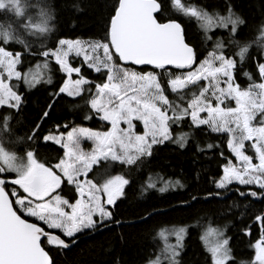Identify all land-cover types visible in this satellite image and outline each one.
<instances>
[{
    "label": "snow or ice",
    "instance_id": "obj_1",
    "mask_svg": "<svg viewBox=\"0 0 264 264\" xmlns=\"http://www.w3.org/2000/svg\"><path fill=\"white\" fill-rule=\"evenodd\" d=\"M171 4L183 15L200 22L205 40L211 39L209 33L214 29L228 30L229 43L238 47L235 56L243 61L250 42L234 39L245 22L230 4L225 5L226 14L185 5L181 0H171ZM160 10L158 0H115L100 40L60 38L53 47L39 53L45 58V67L49 59L54 60L67 77L58 92L50 94V99L62 93L78 96L85 91L83 85L94 83L81 75V67L73 65L70 59L73 55L104 77L102 82L94 83V92L91 87L87 91L92 92L89 101L92 111L109 127L107 131L84 127L68 130V125H64L61 131V126L56 125L55 133L44 134L40 132L42 124L37 123L27 140L59 145L64 156L55 164L40 162L34 151L29 150L27 162L14 165L11 163L14 157L0 147V264H56L42 245L67 249L75 243L77 233L106 226L112 219L109 206L125 195L129 180L116 175L95 183L87 178L93 166L101 160L132 165L138 158L150 156L153 145L169 140L171 126L185 120L197 129L203 126L227 137L226 147L235 162L221 151L226 162L221 165L222 175L213 180L217 190L228 191L230 185L236 184L247 188V191L236 188L239 195L264 198V62L256 65L261 82L241 89L233 76L236 62L224 54L219 38L205 59L197 63L198 52L186 42L181 23L175 19L158 22L154 14ZM0 12L23 16L20 0H0ZM13 39L9 30L0 31V44L6 45ZM257 40H264V24L257 31ZM22 64L21 52L0 46V107L9 112L20 111L24 104L17 85L22 81L31 89L38 82L29 78V72L18 70L17 66ZM128 65L151 66V70H137ZM73 73L78 77L75 80L71 79ZM162 74L168 77L166 84L161 82ZM169 92L182 103L170 100ZM226 101H234L235 107ZM51 108L52 104L46 106L40 121L49 115ZM8 121L9 116L5 115V128ZM134 121L143 126L142 134L134 130ZM81 137L93 142L91 152L80 150ZM186 137L187 133L178 137L180 147H184ZM63 183L74 188V201L60 194ZM29 218L42 223L30 222ZM255 221L260 225L261 235L253 245L254 264H264V213L257 215ZM52 230H59L67 239ZM184 232V228L176 231V244L167 247L169 255L164 258L170 259V264H177L172 258L182 247ZM228 243L223 238L211 249L212 264H228ZM149 264H161L160 255Z\"/></svg>",
    "mask_w": 264,
    "mask_h": 264
},
{
    "label": "trees",
    "instance_id": "obj_2",
    "mask_svg": "<svg viewBox=\"0 0 264 264\" xmlns=\"http://www.w3.org/2000/svg\"><path fill=\"white\" fill-rule=\"evenodd\" d=\"M181 2L203 8L208 12L215 10L220 14H226L225 5L230 4L232 11L245 22L239 27L234 39L240 43L250 42L243 61L235 56L238 47L237 44L229 43L228 30L214 29L209 33L211 39L205 40L200 22L179 12L172 6L171 0H158L161 12L157 19L161 23L169 19L181 23L186 42L198 52L197 63L205 59L219 38L224 46L222 49L224 54L231 56L236 62L233 76L240 88L244 89L260 81L256 65L264 62V40H257V31L261 24H264V0H181ZM114 3L115 0H35L32 2L35 11L43 15L45 13L48 17L50 32L45 37L28 34L21 27L20 21H23L21 17L0 12V31L9 30L14 37L9 44L0 46L9 51L21 52L23 64L17 66L18 70L29 72V78L38 81L31 89H27L22 81L17 85L18 91L24 97L20 111L9 112L6 108L0 107V147L6 152L26 158V152L33 150L40 162H45L46 165L55 164L64 156V150L60 146L51 141L27 140L31 129L37 123L42 124L40 132L44 134L50 131L55 133L56 125L61 126V131L64 130V125H68V130L72 127L108 129L109 126L92 111L89 103L92 92L87 91L91 87L94 92V83L102 82L104 77L89 69L74 56L71 58L73 65L81 67V75L94 83L83 85L85 91L75 98L62 93L50 99V94L58 92L63 79L67 77L59 70L54 60L49 59L48 66L45 67V58L39 53L53 47L60 38L100 40L105 34V26ZM140 69L142 68L137 70ZM244 73L253 75L254 81L248 80ZM47 79H50L51 83H46ZM160 79L166 84L168 77L162 74ZM185 91L191 92L195 89ZM167 94L170 100L182 103L174 94L170 92ZM48 104H52L49 115L40 121L39 117ZM5 115L9 116L6 128L3 124ZM86 116L89 118L85 119ZM169 131L170 139L153 146L150 156L141 157L132 165L110 164L113 168L111 176L121 175L129 180V184L125 187V195L110 208L112 219L106 226L119 223L122 225L82 240L68 250H60L45 243L42 246L55 259L56 264H148L161 251L159 237L172 227L179 226L189 227L180 264H212V256L202 240L205 230L209 227L227 230L231 251V260L228 264H254L256 249L253 245L261 235L260 225L255 221V217L264 213V198L241 196L235 191L239 188L236 186L227 194L215 188L213 180L222 175L221 165L226 162L220 155L221 151L224 156L235 162L226 147V135L212 133L203 126L202 129H197L187 120L180 125L173 124ZM184 133H187V137L183 140L184 147H180L178 137ZM209 144L214 147L207 148ZM101 165L108 166L109 163L103 162ZM168 184L171 186H167ZM166 186L173 189L167 190ZM64 187L72 192L71 201H74V188L66 183H63L62 188ZM161 188L165 190L160 191ZM240 189L247 191V188ZM8 191H11V187ZM63 191L60 194H63ZM217 191L221 193L220 196L208 195ZM29 220L37 222L32 218ZM45 229L47 230L46 227ZM94 232L80 234L75 241ZM61 238L67 239L62 235Z\"/></svg>",
    "mask_w": 264,
    "mask_h": 264
},
{
    "label": "rangeland",
    "instance_id": "obj_3",
    "mask_svg": "<svg viewBox=\"0 0 264 264\" xmlns=\"http://www.w3.org/2000/svg\"><path fill=\"white\" fill-rule=\"evenodd\" d=\"M33 1H35V0H20V4H21V7H22V11H23V16L21 17L23 19V21L22 20L20 21L21 22V25H22L21 27L28 34H31L32 33L31 35H33L34 37H45L50 32V28L48 26V17L46 16V14L44 12H43L44 13V15H43L42 13H37L35 11V9L32 7V2ZM42 29H45V30L42 31ZM100 55L102 56L103 53L101 52ZM72 57H74V55L71 56L70 59ZM233 75H234V72H233ZM76 76L77 75L75 73H73L72 76H71V79H73V80L77 79L78 77H76ZM247 78H248V80L254 81L253 75H248ZM260 82L261 81H258V82L256 81L255 83H260ZM221 86L223 87V84H221ZM247 88H248V86L246 88H244V89H247ZM69 97L75 98L77 96H69ZM230 102H232L231 105H230ZM226 103H228L229 106L235 107V102L234 101H226ZM202 115H204V114H202ZM102 122L104 124H107V122H105V121H102ZM134 124H136V128L134 130L138 134H142L143 133V126L138 121H134ZM121 127H124V125L121 124ZM76 128H79V127H76ZM84 128H86V127H84ZM91 130H93V129H91ZM94 131H107V130H94ZM158 144H160V143H158ZM246 144H247V142H246ZM155 145H157V144H155ZM155 145H153V146H155ZM79 147H80V150L83 151V152H91V150L93 148V142L91 140L87 139L86 137H81L80 138ZM11 155L14 157V160L11 161V163L14 164V165H21V164H25L27 162L26 158H24V157H17V156H15L13 154H11ZM103 162L104 163L105 162H108L109 165L108 166H102L101 163H103ZM112 163H118V164H120L119 162H112V161H104V160H101L98 165H94L93 166V169L89 172L87 178L92 179L93 182H95V183L102 182L104 179L110 177L113 174V168L110 165ZM122 165H124V164H122ZM9 174L15 175V173H9ZM169 185L170 184H168L167 186H169ZM153 186L155 187V183L153 184ZM167 186L165 187V188H167V190H172L173 189V188L169 189V187H167ZM234 186L239 187V188H246L245 186H239V185H236V184H232V185L229 186V190L228 191L221 190V192L223 194H227L228 192H230L232 190V187H234ZM62 187H63V184H62ZM173 187L176 188L177 185H173ZM250 187H252L253 189L255 188L254 186H250ZM63 190H64L63 191V194H61V195L64 198H66L69 201H71L72 192L68 188H66V187H64ZM32 219L34 220V218H32ZM109 222H111V221H109ZM109 222H106V223H109ZM38 223H42V222H38ZM181 228H184L185 229V232L182 235V241H181L182 247L180 249H178V255L175 256L174 258H172V259H174L177 262V264H180V258H181V255L184 252V248H185V243H186L187 236H188V228L189 227H181V226H179V227H172L170 230H168L167 232L165 231L159 237L160 243H161V251L158 253V255H160V257H161V264H170V259H165L164 258V257H166V256L169 255V253L167 251V247H170V246L176 244V235H175V232L178 231ZM52 231L54 232V234L60 233L59 230H52ZM88 231H93V230H91V229H85L81 233H77L76 234V237L78 235L83 234V233L88 232ZM56 235H58V234H56ZM223 238H227L228 241H229V237L227 236V230L225 228L209 227V228H207L205 230V233L203 235L202 240L204 242V245H206L205 246L206 249L211 254V249L213 247H215L221 241V239H223ZM228 248L230 249L229 243H228ZM156 258L154 260H156ZM154 260H152V261H154ZM230 260H231V251H230ZM230 260H229V262H230Z\"/></svg>",
    "mask_w": 264,
    "mask_h": 264
},
{
    "label": "water",
    "instance_id": "obj_4",
    "mask_svg": "<svg viewBox=\"0 0 264 264\" xmlns=\"http://www.w3.org/2000/svg\"><path fill=\"white\" fill-rule=\"evenodd\" d=\"M160 12H161V10H160L158 13H155V14H154V15L156 16V18H157V15L160 14ZM158 22H159V21H158ZM128 66H131V67H134V68H137V69H138V68H142V69H151V66H132V65H128ZM256 199H257V198H256ZM121 225H122V223H119V224H112V225H108V226H106V227H103V228L99 229L98 231H96V232H94V233H92V234H90V235H88V236H86V237H84V238H81V239L76 240L75 243L71 244V246H70L69 248H67L66 250H68V249H72L73 247L76 246V244H77L78 242H80V241H82V240L92 238V237H94V236H96V235H98V234H100V233H102V232H104V231H107V230H109V229H111V228L118 227V226H121ZM62 239H63V238H62Z\"/></svg>",
    "mask_w": 264,
    "mask_h": 264
},
{
    "label": "flooded vegetation",
    "instance_id": "obj_5",
    "mask_svg": "<svg viewBox=\"0 0 264 264\" xmlns=\"http://www.w3.org/2000/svg\"><path fill=\"white\" fill-rule=\"evenodd\" d=\"M231 194H234L233 192H231ZM116 204V203H115ZM114 206V205H113ZM113 206H109V208H112ZM106 227V226H105ZM103 228V227H102ZM101 229V228H100ZM99 229L93 230V231H98Z\"/></svg>",
    "mask_w": 264,
    "mask_h": 264
}]
</instances>
